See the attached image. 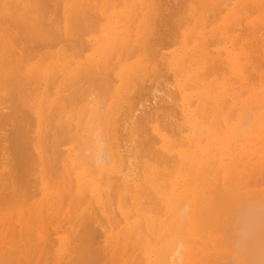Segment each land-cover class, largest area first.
<instances>
[{
  "label": "bare ground",
  "instance_id": "1",
  "mask_svg": "<svg viewBox=\"0 0 264 264\" xmlns=\"http://www.w3.org/2000/svg\"><path fill=\"white\" fill-rule=\"evenodd\" d=\"M263 186L264 0H0V264H264Z\"/></svg>",
  "mask_w": 264,
  "mask_h": 264
},
{
  "label": "rangeland",
  "instance_id": "2",
  "mask_svg": "<svg viewBox=\"0 0 264 264\" xmlns=\"http://www.w3.org/2000/svg\"><path fill=\"white\" fill-rule=\"evenodd\" d=\"M249 188L253 189L254 187H253V185L252 186L250 185ZM262 188H264V186Z\"/></svg>",
  "mask_w": 264,
  "mask_h": 264
}]
</instances>
